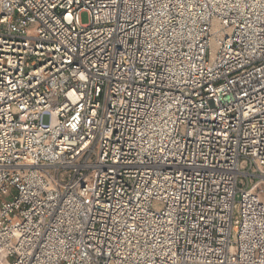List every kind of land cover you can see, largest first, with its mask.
Instances as JSON below:
<instances>
[{"label":"built area","instance_id":"obj_1","mask_svg":"<svg viewBox=\"0 0 264 264\" xmlns=\"http://www.w3.org/2000/svg\"><path fill=\"white\" fill-rule=\"evenodd\" d=\"M0 264H264V0H0Z\"/></svg>","mask_w":264,"mask_h":264},{"label":"rangeland","instance_id":"obj_2","mask_svg":"<svg viewBox=\"0 0 264 264\" xmlns=\"http://www.w3.org/2000/svg\"><path fill=\"white\" fill-rule=\"evenodd\" d=\"M81 20L83 24H89L90 23V15L88 12H83L81 14Z\"/></svg>","mask_w":264,"mask_h":264}]
</instances>
